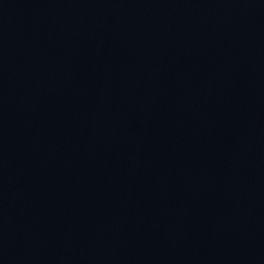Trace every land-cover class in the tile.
I'll list each match as a JSON object with an SVG mask.
<instances>
[{"label": "water", "instance_id": "95a60500", "mask_svg": "<svg viewBox=\"0 0 264 264\" xmlns=\"http://www.w3.org/2000/svg\"><path fill=\"white\" fill-rule=\"evenodd\" d=\"M0 264H264V0H0Z\"/></svg>", "mask_w": 264, "mask_h": 264}]
</instances>
